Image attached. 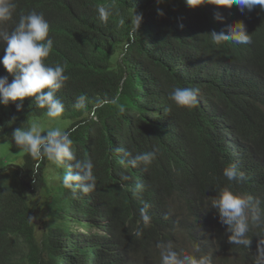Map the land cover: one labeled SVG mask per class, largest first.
Masks as SVG:
<instances>
[{"label": "trees", "instance_id": "obj_1", "mask_svg": "<svg viewBox=\"0 0 264 264\" xmlns=\"http://www.w3.org/2000/svg\"><path fill=\"white\" fill-rule=\"evenodd\" d=\"M161 2L15 0L12 19L0 24L11 32L21 15L43 13L53 41L44 62L65 68L69 79L56 95L65 105L62 114L73 119L67 131L76 156L91 159L97 178L93 191L74 192L61 183L66 166L45 158L32 173L36 162L27 153L21 166L2 169L0 264H161L158 245L178 250L183 242L200 253L219 249L234 260L229 256L236 255L235 245L212 200L231 186L249 192L264 212V11ZM101 9L111 13L106 21ZM134 13H142V22L130 39ZM238 21L250 44L212 41V31ZM5 46L0 42V58ZM0 76L13 79L2 64ZM175 87L198 88L197 106L171 101ZM80 95H86V106L76 108ZM16 103H9L12 115L1 136L27 130L30 119L47 113L34 97H25L19 111ZM151 151L156 156L148 166L131 163ZM230 164L246 179L229 181L223 170ZM145 203L147 226L140 214ZM37 210L44 211L41 217ZM78 225L83 234L92 230L96 242L78 247ZM258 225L250 224L247 233L254 249L264 240V216ZM255 255L248 263L262 264Z\"/></svg>", "mask_w": 264, "mask_h": 264}, {"label": "clouds", "instance_id": "obj_2", "mask_svg": "<svg viewBox=\"0 0 264 264\" xmlns=\"http://www.w3.org/2000/svg\"><path fill=\"white\" fill-rule=\"evenodd\" d=\"M185 3L191 8L207 3L229 8L235 5L241 12L245 9L251 11L257 6L261 11H264V0H185ZM15 8V0H0V24L12 19ZM100 12L101 18L105 21L111 14L107 9H101ZM157 13L163 15L160 9H157ZM215 18L223 20V16L219 12L215 14ZM141 22L142 13H134L132 26L128 33L130 39L135 38ZM49 29L50 25L43 13L31 11L19 17L18 23L11 32L0 30V42L6 45L4 55L0 58V64L3 65L7 73L13 76L10 83L8 76H0V104H2L0 107V131L2 125L7 122L6 115L8 114L10 117L12 115L9 103L17 102L15 106L19 111L25 97H34L35 106L46 109L48 117L51 118L61 116L65 110L64 103L56 93L65 85L69 77L65 74V68L62 65L57 64L53 67L44 62L53 47V41L49 38ZM210 36L212 41L218 45L225 42L237 44L252 42L245 25L239 21L234 25H229L226 31H212ZM128 46V43L124 44L125 48ZM198 94L199 89L195 87H175L169 93V99L179 107L194 108L199 103ZM86 102V95H80L76 97L75 107L83 108L86 106ZM63 116L65 117V115ZM65 118L69 121V126L65 130L57 128L44 132L38 124H31L32 118L27 130L18 128L15 131L11 130L7 135L14 131L12 140L15 145L36 162L32 173L38 170L40 162L46 158L57 167H67L68 171L60 178L63 187L74 192L78 189L87 194L93 191L96 186L97 178L93 172L94 165L91 159L77 158L73 149V140L70 138V132L67 131L71 128L73 119ZM7 135H0V139ZM116 151L123 150L116 149ZM124 154L125 156L130 155L127 152ZM155 156V151L140 153L133 157L131 163L133 165L142 163L146 167L152 163ZM22 157L21 162H17L10 168L21 166ZM121 163L123 164L125 161L121 160ZM1 174L3 173L0 170V180H2ZM223 175L229 181L246 179L245 174L239 171L235 164L226 167L223 170ZM136 187L139 190L143 186L137 185ZM211 205L218 212L220 222L227 226L228 242L235 245L236 255L229 256L234 260L224 259V255L219 249L210 247L206 253H200L194 245L191 246L188 242H183L179 245L178 250L171 243L158 245L161 248V264H249L247 259L254 254V251H256L255 262L264 264V240L254 243L256 245V249H254L251 245L253 243L247 235L250 224L254 229L258 228V224L264 216V212L258 208L259 203L253 199L251 194L247 191L236 192L232 190L231 186H227L212 200ZM148 207L149 205L145 203L144 207L140 209L145 226L150 223L151 219L147 212ZM207 221L210 224L214 223L211 219H207ZM76 230L78 236L75 238V243L78 247H82L85 242L90 244L96 242L92 230L83 234L80 225L76 226ZM135 235L140 237L142 230L138 228ZM214 240V237L210 238L211 242ZM188 244L191 246V250L185 247ZM69 252H73V248L69 249ZM97 263L101 264L98 259Z\"/></svg>", "mask_w": 264, "mask_h": 264}, {"label": "rangeland", "instance_id": "obj_3", "mask_svg": "<svg viewBox=\"0 0 264 264\" xmlns=\"http://www.w3.org/2000/svg\"><path fill=\"white\" fill-rule=\"evenodd\" d=\"M166 1L167 0H162L161 3L164 4L166 3ZM1 105L2 104H0V107ZM6 117L8 119L10 118L8 114L6 115ZM32 123L38 124L44 132L57 128L65 130L69 126V121L63 116V114L57 118H51L48 117L46 113L42 116L33 118L31 120V124ZM14 131H12L6 137L0 139V170L4 169L5 167L12 166L17 162H21V157L24 151L19 149L15 145V142L12 140V134ZM35 213L41 217L42 213H39L38 210L35 211ZM39 221H41V219ZM38 233L40 234L41 231H38ZM185 247L189 250L192 249L189 244Z\"/></svg>", "mask_w": 264, "mask_h": 264}]
</instances>
